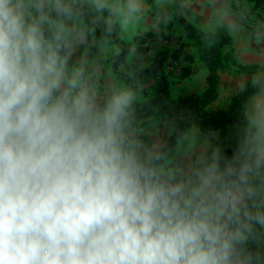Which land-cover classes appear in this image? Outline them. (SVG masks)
<instances>
[{
  "label": "clouds",
  "instance_id": "1",
  "mask_svg": "<svg viewBox=\"0 0 264 264\" xmlns=\"http://www.w3.org/2000/svg\"><path fill=\"white\" fill-rule=\"evenodd\" d=\"M0 0V264H264V77L226 145L176 163L81 60L140 0Z\"/></svg>",
  "mask_w": 264,
  "mask_h": 264
},
{
  "label": "trees",
  "instance_id": "2",
  "mask_svg": "<svg viewBox=\"0 0 264 264\" xmlns=\"http://www.w3.org/2000/svg\"><path fill=\"white\" fill-rule=\"evenodd\" d=\"M152 3V0H147ZM184 0H174L172 9L157 10L160 22L158 26H164L165 19L173 16L182 26L185 36L191 40L194 51L181 52L174 48H157L148 57L146 63H128L130 54L137 55L148 50L149 36H134L133 44L126 42L119 33L117 23L111 34L105 35L102 27H96L95 32L88 36L90 41L89 53L93 55L96 51V44L99 41H107L115 46V51L107 59L109 68L115 76L121 79L125 85L134 91H138L144 84H152L148 97L135 100L131 110L132 127L136 133L144 130L152 117L164 116L174 120V125L164 142L156 151L164 154L167 162L175 151L178 141L191 128L200 132L216 131L218 136L211 140L210 146L205 153H210L213 148L219 145H226L228 140L235 135L238 125L241 122L243 107L247 104L251 95L255 92L252 87L255 76L247 81L231 97L228 104L217 110H209L208 105L218 96L219 75L218 70L231 61V53H227L233 47V37L225 26H217L212 30H201L180 14ZM259 6L264 0H248ZM115 2V0H114ZM123 3L124 0H119ZM94 11L88 7L85 0L86 23L91 24ZM144 34H151L145 32ZM199 61L206 69V81L203 90L199 93L174 96L172 84L175 80H182L189 77L193 71L194 61ZM170 61H182L177 70L168 69ZM100 60V64H103ZM141 140L145 138L143 133L138 134ZM195 163V162H194Z\"/></svg>",
  "mask_w": 264,
  "mask_h": 264
},
{
  "label": "rangeland",
  "instance_id": "3",
  "mask_svg": "<svg viewBox=\"0 0 264 264\" xmlns=\"http://www.w3.org/2000/svg\"><path fill=\"white\" fill-rule=\"evenodd\" d=\"M173 2L174 0H152L150 4L147 0H140L141 11L126 26L121 27L119 24L120 35L131 45L134 36L144 35L150 38L148 50L137 55V57L130 54L128 57L129 64L136 61L146 63L148 57L157 48H174L181 52L194 51L191 40L185 36L182 26L172 15L165 19L162 28L158 26L160 20L155 12L172 9ZM224 4V7H220L219 14L212 17L194 14L191 11V6H185L183 10H180V14H183V17L191 23L200 28L205 27L201 30H212L217 26H225L234 40L232 49L227 50V53H231V61L218 70V96L208 105V109L212 111L225 107L230 97L247 81L257 75L264 77V2L259 6H254V3L248 0H224ZM145 32L151 34L146 35ZM100 51L102 52L101 60L104 61L100 69L105 71L109 67L107 59L115 51L114 45L105 40L99 41L96 44V52ZM90 59L92 63L96 64L97 61H92V57ZM182 63V61H170L168 69L175 71ZM193 66L194 69L189 77L173 82L172 93L174 96L199 93L203 90L206 81V69L197 60L194 61ZM151 88L152 84L148 82L142 85L138 91H133L136 98L143 99L150 95ZM96 91L101 100L105 94L110 92L103 91L102 83L97 85ZM167 126L163 123L160 126H154L150 133H147L145 128L142 131L138 130L136 134L142 132L148 139V141L143 139L144 143L157 150L169 134ZM217 136L218 132L216 131L200 132L196 128L189 129L178 141L171 159H168L167 162H179L188 153L194 163L197 157L205 153L211 140Z\"/></svg>",
  "mask_w": 264,
  "mask_h": 264
},
{
  "label": "crops",
  "instance_id": "4",
  "mask_svg": "<svg viewBox=\"0 0 264 264\" xmlns=\"http://www.w3.org/2000/svg\"><path fill=\"white\" fill-rule=\"evenodd\" d=\"M182 4H183L182 10H183V8H185V6H188V7L191 6V11L194 14H196L198 16H205V17L206 16L212 17L215 15H218L220 7L225 6L224 0H184ZM182 16H183V14H182ZM195 26L199 29L205 28V27L200 28L197 25H195ZM126 42H128V41H126ZM89 45H90V41L88 39L80 45V47L77 50V55L74 58L73 63L70 64V67H72L75 64L76 60H84V61H81L83 69L88 74L91 86L94 87L95 89H97V85H99L101 83H102V87H103L104 92L105 91H111L113 88H118V87L119 88H128L121 79H119L115 76V74L112 72V70L109 67H108V69H105V71L100 69V66L102 65V64H100L102 52L101 51L100 52L95 51V53L93 55H90ZM114 49H115V46H114ZM90 57H92V59H93L92 61H97L96 64L94 62L93 63L91 62ZM135 100H139V99L136 98ZM163 123L168 125L167 126L168 131H167V129H166V131L170 133L172 128H173L174 121L171 118H167L164 116L151 118L150 125H148V127L146 128V132L150 133V131L153 129L154 126H160ZM171 157L169 159H171Z\"/></svg>",
  "mask_w": 264,
  "mask_h": 264
}]
</instances>
